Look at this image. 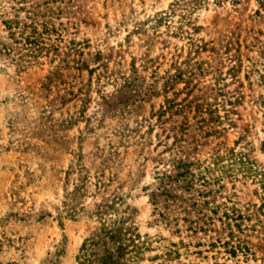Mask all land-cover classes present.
<instances>
[{"label":"rangeland","instance_id":"1","mask_svg":"<svg viewBox=\"0 0 264 264\" xmlns=\"http://www.w3.org/2000/svg\"><path fill=\"white\" fill-rule=\"evenodd\" d=\"M170 1L121 0L105 11L100 0H78L80 10L66 24L63 42L73 37L87 41L91 51L99 49L112 76L126 74L132 57L140 72L143 37L150 36L152 30L128 37L126 32L133 23L166 9ZM259 1L208 2L190 15L200 27L193 37L206 42L207 48L189 55L191 61L185 67L195 74L189 88L195 86L187 98L211 104L221 124L218 133L205 135L197 128L198 116L190 108L188 127L181 133V117H173L171 153L197 162L198 170L208 167L209 171L194 181L198 192L184 193L172 183L171 194L182 195L176 205L163 201L164 196L157 197L167 221L158 216L148 199L155 187L153 168L161 166L155 164V157L162 146H154V131L152 145L140 151V126L135 125L140 121V106L129 107L122 119L92 117L96 90L107 93L114 89L112 82L97 75L103 69L91 75L86 70H61L62 77L34 97L30 92L36 91L47 73L46 62L27 75L21 74L18 81L9 78L10 69L0 67V264H78L81 242L102 221H114L139 241L148 238V250L127 264H264V207H259L264 205V156L259 151L264 139V1ZM121 11L124 24L114 29ZM176 21L173 16L168 27L158 28L160 34L149 51L151 57L158 56L159 75L172 72L171 59L178 64L188 56L185 38L172 34ZM183 29L190 30L185 25ZM93 66L88 62V67ZM148 71L143 72L146 77ZM68 84L73 91L84 84L90 96L84 109L85 115L91 116L90 132L85 131L81 119L73 122L79 102L69 95L61 102L56 98L50 112H40L47 99L63 94ZM175 87L180 89L182 83ZM159 101L152 100L154 107ZM147 110L144 104L142 114ZM69 117L72 122H67ZM122 124L133 130L127 138L133 144H127L124 137L119 139ZM173 139L169 137L167 143ZM227 149L245 152L250 169L213 166L211 158L222 157ZM221 159L217 163L224 165L226 161ZM226 200L251 214L243 222L242 233L236 234L247 242L246 256L237 252L232 257L221 247L210 248L207 243L214 236L190 231L183 220L196 218L195 204ZM165 247L175 253L164 255Z\"/></svg>","mask_w":264,"mask_h":264},{"label":"trees","instance_id":"2","mask_svg":"<svg viewBox=\"0 0 264 264\" xmlns=\"http://www.w3.org/2000/svg\"><path fill=\"white\" fill-rule=\"evenodd\" d=\"M120 1L100 0L105 11L108 6L119 5ZM222 1L224 0H172L167 4L166 9L147 16L140 23H133L132 29L126 32L125 37H128L130 33L144 34L147 29L152 30L150 36L143 37L145 38L143 40L144 51L140 56V72L134 66L132 57L126 74L112 76L114 73H108V61L99 49L91 51L87 41L75 40L73 37L65 43L63 42V36L67 32L66 24L80 10L78 0H0V67L10 69L12 73L9 78L18 81L21 74L27 75L30 69L46 62L49 66L47 73L39 80L40 86L36 91L30 92L34 97H38L40 91L49 90L55 84L56 79L62 77L61 70L71 69L78 73L81 70H86L91 75L95 70L103 69L97 75L102 74L101 76L105 80L112 82L114 89L107 93L96 90L97 97L96 100H93L95 108L92 117L99 115L102 118L108 115L122 119L125 114L129 113V107L140 106V121L135 123L136 126H140V151L152 145L151 134L154 131L156 139L154 146H162L161 151L155 157V164L161 166L153 168L152 178L155 187L150 191L148 199L158 216L167 221L160 211L157 197L164 196L163 201H170L176 205L175 202L181 201L182 195L171 194L172 183H176V187L184 193L198 192L194 187V181L201 179V174L203 175L204 171H209L208 167L204 171L198 170L197 162H187L171 153V146L175 142L174 126L171 124V122H175L173 117H181L179 131L184 133L188 127L186 113L192 108L193 115L198 116L196 120L198 129L204 130L205 135L219 132L218 128L221 122L214 115L213 108H210L211 104L198 103L194 102L196 99L192 101L187 98L195 86L192 85L189 88L191 78L195 74L191 70L187 71L185 65H189L191 61L190 54H198L207 48L206 42L193 37L200 27L190 20V15L205 7L208 2L219 4ZM229 1L232 4L238 2V0ZM121 16V20H116L115 25L112 26L114 29L124 24L122 23L123 17L125 18L123 11H121ZM173 16L177 17V21L172 34L185 38L188 56L178 64L176 60L171 59L168 65L172 67V72L166 70L163 75H159L156 71L158 56L151 57L149 51L153 46L154 39L160 34L158 28L161 25L168 27L167 22H170ZM62 18L65 19V22H62ZM184 25L190 30L183 29ZM105 29L106 33L111 32L107 22ZM84 49H86L85 52ZM88 62L93 63L94 66L88 67ZM180 64H184V67H181ZM197 68H199L198 64ZM147 70L149 71L146 77L143 72H147ZM178 83H182V87L175 89V85ZM83 86L84 84H81L73 91L71 85L68 84V90L61 95L47 99L46 104L41 106L40 112H50L55 100L58 99L61 102L65 95H69L70 99L76 98L79 102L73 122L81 119L86 125L85 131L90 132L87 125L91 116L84 113L90 96ZM180 94H184V96L179 98ZM154 98H160L156 107L152 103ZM144 104L148 105L146 114H142L141 111ZM71 118L69 117L67 122H72ZM157 129L160 132H157ZM132 131L122 124L117 134H119V139L124 137L127 144H133L127 139ZM169 137L172 139L174 137V139L167 143ZM259 151L264 156V139L259 143ZM221 158L226 161L224 165L217 163ZM211 160L213 166L223 169L238 166V168L247 171L251 165V162L246 159V153L242 150L227 149L222 157L214 156ZM195 205L198 206L196 218L194 220L183 218L190 231H200L214 236L207 243L210 248L221 247L225 253L232 257L237 252L243 256L247 255L249 252L247 242L236 234L242 233L243 222L250 219V213L240 211L229 200L217 204L202 201ZM259 207L263 208L264 205ZM101 214L97 213V215ZM215 221L218 222V225L215 224ZM168 245L172 246V244ZM148 248L147 237H140L139 241L137 235H126L122 231L121 225H116L114 221L111 223L102 221L96 231L83 239L76 259L78 264H127L139 258V254L141 258L143 252ZM163 253L170 255L175 251L165 247Z\"/></svg>","mask_w":264,"mask_h":264}]
</instances>
